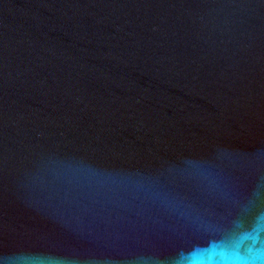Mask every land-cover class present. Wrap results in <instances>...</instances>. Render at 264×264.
I'll return each instance as SVG.
<instances>
[{"label": "water", "instance_id": "95a60500", "mask_svg": "<svg viewBox=\"0 0 264 264\" xmlns=\"http://www.w3.org/2000/svg\"><path fill=\"white\" fill-rule=\"evenodd\" d=\"M264 264V0H0V264Z\"/></svg>", "mask_w": 264, "mask_h": 264}, {"label": "clouds", "instance_id": "9594fccd", "mask_svg": "<svg viewBox=\"0 0 264 264\" xmlns=\"http://www.w3.org/2000/svg\"><path fill=\"white\" fill-rule=\"evenodd\" d=\"M200 256L197 252L193 251L181 258L180 264H199Z\"/></svg>", "mask_w": 264, "mask_h": 264}]
</instances>
